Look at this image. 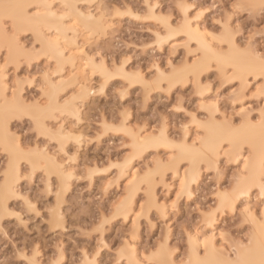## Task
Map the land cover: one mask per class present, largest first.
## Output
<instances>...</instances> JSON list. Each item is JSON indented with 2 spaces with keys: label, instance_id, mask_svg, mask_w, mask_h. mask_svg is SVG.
Instances as JSON below:
<instances>
[{
  "label": "snow or ice",
  "instance_id": "obj_1",
  "mask_svg": "<svg viewBox=\"0 0 264 264\" xmlns=\"http://www.w3.org/2000/svg\"><path fill=\"white\" fill-rule=\"evenodd\" d=\"M175 7L181 10L179 21L162 18L168 34L156 35L160 43L183 41L172 47L186 49L187 60L176 66L169 59L163 71L155 64L153 70L192 87L211 73L217 98L200 104L199 115L188 113L178 137L169 138L166 122L151 134L147 129L128 134L131 147L139 145L141 152L166 150L158 166L177 175L182 166V190L207 173L211 196L201 200L200 220L182 244L162 241L128 264H264V0H210L207 6L205 0H181ZM102 22L90 0H0V195L5 200L32 178L38 162L56 163L61 153L67 157L65 142L70 127L80 123L90 78L110 77L115 68L106 60L111 26L101 27ZM130 78L143 80L139 73ZM198 94L203 97L204 91Z\"/></svg>",
  "mask_w": 264,
  "mask_h": 264
},
{
  "label": "rangeland",
  "instance_id": "obj_2",
  "mask_svg": "<svg viewBox=\"0 0 264 264\" xmlns=\"http://www.w3.org/2000/svg\"><path fill=\"white\" fill-rule=\"evenodd\" d=\"M146 1L101 0L100 3L90 0L96 13L105 11L113 24L107 32L106 44L109 49L106 60L110 66L114 62L117 69L127 65L129 71L144 73L143 76L147 79L144 83L130 81L117 74L116 68L115 75L106 82L99 75L90 78L88 84L93 87V92L81 104L80 123L69 129L72 128V131H77L81 136L83 134L80 139L82 143L75 137L70 138L65 143L66 150H69L67 157L63 153L59 157L64 159L66 165L73 167L72 170L74 173L77 171V174L70 179L71 185L65 192L61 190L57 175L52 173L49 177L44 167L37 168L30 180L21 182L19 191L22 195L9 200L11 213L2 217L0 208V264H29L30 257L35 253L43 264H85L87 253L99 257L100 264H128V259L120 255H123L121 249L125 250L123 247L130 240L138 247V253L140 251L139 254L145 256L154 251L162 241H168L170 247L178 246V242L182 244L186 231H190V226L195 227L199 222V210L203 208L201 200L205 194L211 196L207 173L201 176L189 197L179 192V176L168 168L165 175L166 181H169H165L167 185L163 180L165 186L163 182H158L161 179H157L154 185L158 198L166 204L164 212L148 205L149 187L146 182H142L136 190L137 210H133L127 217L117 211L119 202L127 195L125 185L129 180L127 176H119L118 164L132 150L131 137L121 128L124 121L131 128L139 131L147 129L149 132L165 126L166 122L168 134L175 138L182 134L180 126L188 121V113L195 112L199 115L200 104L212 103L208 99L214 101L217 98L215 88L218 85L212 83L216 77L211 73H205L201 77V87H192L186 82L176 83L175 80L162 79L153 70L154 64L165 69L169 59L179 66L182 61L187 60V50L181 47L173 50V43L183 41H165L162 45L156 35L157 32L168 34L161 22L164 16L179 21L181 10L175 5L181 0H149V4L153 3L155 9L162 12V18L156 19L149 14ZM207 2L210 0H205L206 6ZM121 62L117 66L116 63ZM70 71L69 67L68 72ZM204 85H208L210 90H204ZM201 88L204 91L203 97L198 94ZM224 102L221 99V103ZM178 108L185 111H178ZM105 123L109 124L108 129L105 128ZM52 151L54 153L55 149ZM160 151L149 155L152 152L149 148L141 156L134 158L133 165L136 170H141V176L147 175L148 171L156 167L155 162L160 156L165 159L166 150ZM70 156L75 158L69 160ZM179 167L182 170V166ZM89 168L94 169L93 173ZM157 178H160L159 174ZM48 181L51 182L50 186ZM58 194L63 195L58 197ZM26 201L35 206L33 210L27 207ZM150 206L151 209L148 208ZM57 207L60 208V213L62 211L61 225L51 222L52 212L59 209ZM220 219L228 222L223 215Z\"/></svg>",
  "mask_w": 264,
  "mask_h": 264
},
{
  "label": "bare ground",
  "instance_id": "obj_3",
  "mask_svg": "<svg viewBox=\"0 0 264 264\" xmlns=\"http://www.w3.org/2000/svg\"><path fill=\"white\" fill-rule=\"evenodd\" d=\"M98 2H100L101 0H97ZM149 0H147L146 1V3L149 5V8H148V10H150V15L151 16H153V17H155V19L156 18H162L161 17V14H162V12H160L159 13V10L158 9H155V7L153 6V3L150 5L149 4V2H148ZM150 2H152V1H150ZM96 3V2H95ZM101 3V2H100ZM187 3V2H186ZM101 5V4H100ZM99 5V6H100ZM102 5H104V3H102ZM155 5H157V3L155 4ZM101 7V6H100ZM148 7V6H147ZM103 8V10H105L104 9V7H102ZM102 10V9H101ZM102 10V11H103ZM158 10V11H157ZM101 12V11H100ZM105 11H103L102 13H98V15H100V14H102V16H103V22H102V24H101V27H109L112 23H111V20L109 19V18H107V16L105 15V13H104ZM107 13V12H106ZM152 17V18H153ZM165 17V16H164ZM162 21V20H161ZM113 25V24H112ZM173 27H175L174 25H173ZM165 28H166V31H168V28L165 26ZM157 33H159V35L161 36V37H164L163 35L164 34H167V32L166 33H164L163 34V32H162V34L160 33V32H157ZM158 40V39H157ZM162 44V43H161ZM163 45V44H162ZM124 62V61H123ZM114 64H115V62H114ZM117 64V66H119V65H121L122 64V62L119 64V63H116ZM127 66V65H126ZM126 66L125 65H123V67H122V70H119L118 72H116L117 74H121V75H123L126 79H128V80H130V81H133V80H135V79H132V78H130V74H132V72L133 71H129V67H127L126 68ZM111 67V66H110ZM160 67V70L161 71H163L164 69H162V67L161 66H159ZM116 68V67H115ZM120 68V67H119ZM118 68V69H119ZM114 69V68H113ZM112 69V70H113ZM117 69V68H116ZM111 70V74H110V77H112L113 75H115V69L112 71ZM71 72V71H70ZM70 72H69V75H71L70 74ZM140 74V76L141 77H143V80H141L143 83L145 82V79H147V77H144L143 76V74H141V73H139ZM159 74V73H158ZM110 77H103L104 79H105V82L110 78ZM167 80H169V81H173V80H175L174 78H171V79H167ZM136 81V80H135ZM134 82V81H133ZM153 84V83H152ZM168 84H169V82H168ZM91 85V84H90ZM202 86V83H201V85H200V87ZM92 87V86H91ZM90 86H89V84H87V86H86V93H88L89 95H87V98L92 94V92H93V87L91 88ZM163 87V86H162ZM202 89V88H201ZM200 89V90H201ZM78 91H79V89H77ZM203 90V89H202ZM209 100V101H208ZM207 101L208 102H210V101H212L213 102V99L211 100V98H209ZM205 102V103H208V102ZM208 104H211V103H208ZM84 117V116H83ZM82 118V117H81ZM126 119V118H125ZM110 121V120H109ZM122 123H123V121H122ZM104 124V123H103ZM106 125H107V127H106ZM133 126V125H132ZM105 128H109V124L108 123H105ZM123 130H125L127 133H128V130H130V129H134L133 127L131 128L130 126H128V124L126 123V121H124V123H123V125H122V127H121ZM73 129L71 128V130H69V133H68V135L72 138V137H75L76 138V140H78L79 141V143L81 144L82 143V140H80V139H77V138H81L82 136H83V134H82V136L81 135H79L78 133H77V131H76V133H75V131H72ZM136 130V133H137V135L139 134V130H137V129H135ZM148 131V133L147 134H151V132L152 131H150L149 132V130H147ZM80 134H81V131L79 132ZM166 133L168 134V131H167V129H166ZM75 134H78V135H75ZM169 135V138H171L170 137V134H168ZM67 142H68V140H67ZM66 143V142H65ZM134 143V141H133V139L131 138V145ZM81 146V145H80ZM67 148H65L64 149V151L66 152L67 150H66ZM131 153H129L128 155H127V157L125 158V160H123L122 161V163H119L118 164V169H119V171H118V174H119V176H123V178L125 177V176H127V178H129V180H127L128 181V183H126L127 185H125V187H126V191H127V195H126V197H124L122 200H121V202H119V204H118V206H117V211L118 212H120L123 216H128L133 210H137V208L135 207V203H136V194H137V192H136V190H137V187L142 183V182H146L147 184H148V195H149V204L148 205H151V206H155V207H157V209H159V210H161V211H163L164 212V210H165V203L163 202V201H161V199L160 198H158V194L155 192V190H154V185H155V183H156V181H158L157 179H161V180H159L158 182H165L166 181V179H165V175H166V170L168 169V167H166V166H164V165H157V163H156V167L154 168V169H152V170H150V171H148L147 172V175H145V176H141L140 175V171L141 170H139L138 171V169L136 170L135 168V164H134V158L136 157V156H141L145 151H143V152H141L140 151V148H139V145L136 147V148H133V147H131ZM69 151V150H68ZM68 151L66 152V153H68ZM161 152V151H160ZM76 153H77V151H76ZM77 155L78 154H76L75 156L77 157ZM158 157V156H157ZM70 158H75L74 156L73 157H71L70 156ZM155 160H156V158H155ZM160 160H163V159H161V156L156 160V161H160ZM134 164V165H133ZM95 166H97V164L95 165ZM117 166V165H116ZM39 167H44L45 168V171H47V175H49V177L51 176V174L52 173H54V174H56L57 175V179H58V181H59V183H60V187H61V190H64V192L70 187V179L73 177V176H75V174H77L76 172L77 171H75V173H74V171L72 170L73 169V167H71V166H68V165H66V163L64 162V159L62 160V159H60L59 157H57L56 158V163H53V162H51V161H48V160H43V161H41V162H38V166H37V168H39ZM69 167H71V169L69 168ZM93 167V166H92ZM98 167V166H97ZM154 167V166H153ZM177 167H179V165L177 166ZM150 168H152V167H150ZM180 168V167H179ZM90 169V168H89ZM92 169V170H91ZM89 171L90 172H92L94 169L93 168H91ZM170 170V169H169ZM95 171H96V169H95ZM90 172H89V175H90ZM173 172H174V174L175 175H177L176 174V171H175V169H173ZM93 173V172H92ZM91 173V174H92ZM141 173H143V172H141ZM157 174H159V177L160 178H157ZM119 176H117V179L119 178L120 179V177ZM177 176H179V192L181 193V194H183V193H185V194H187V192H191V195L193 194V192H194V187H195V185L196 184H198L199 182H200V179H201V176L202 175H199L197 178H196V180H195V183H188L187 185H186V189L185 190H182L181 189V186H180V181L181 180H183L184 179V173H183V170H181L180 172H179V175H177ZM92 177V176H91ZM95 177V176H94ZM50 178H48V180H49ZM163 180V181H162ZM189 180H191V176L189 177ZM49 182V186L51 185V182L50 181H48ZM164 182H163V184H164ZM166 182H169L168 180L166 181ZM165 182V183H166ZM145 184V183H144ZM166 185H167V183H166ZM164 186H165V184H164ZM168 186H170V185H168ZM62 192V191H61ZM19 195H22L21 194V192L20 191H18L17 193H16V195L15 196H18L19 197ZM59 195V194H58ZM63 195V194H62ZM62 195L60 196H58V197H62ZM15 196H14V198H15ZM12 199V198H11ZM9 200L10 199H8V200H5L4 199V197H3V195H0V208H1V214H3L2 215V217L4 216V215H6V214H8V213H11L10 211V207H9ZM58 206H59V204H58ZM151 206L150 207H148V208H150L151 209ZM60 207V206H59ZM59 207H57V208H59ZM136 208V209H135ZM140 209H141V207H140ZM60 211V208L59 209H56V210H54L53 212H52V214L53 215H51V216H53V219L51 218V222H54L55 221V223H52V224H58L59 223V225H61L60 223H62V219H63V216L61 215L62 214V211H61V213L59 212ZM146 212V211H145ZM166 214V213H165ZM62 216V217H61ZM139 216V215H138ZM137 217V216H136ZM62 220V221H61ZM135 220H136V218H135ZM0 225H1V223H0ZM168 240V239H167ZM129 241V240H128ZM167 242V244L169 245V243H168V241H166ZM126 244V243H125ZM136 245H135V243L133 242L132 243V241L130 240V242H128V244H126V245H124V247L123 248H125V250H123L122 251V249H121V251H122V253H123V255H126V256H123V255H120L121 257H126V259H128V260H132V259H137V258H142L143 256H141L139 253H140V251H139V253H138V251H137V248L138 247H135ZM170 246V245H169ZM127 247V248H126ZM134 250V251H133ZM87 253V252H86ZM86 253H85V255H86ZM97 253H98V251H97ZM101 253V252H100ZM35 255H37L36 253L34 254V256H32V257H30L31 259H29V261H31L32 259H35L37 262H38V264H43V263H41L40 261H39V259L37 258L38 256H35ZM91 255V254H90ZM90 255H88V253H87V255H86V257H85V260L87 261V263H86V261H85V264H88V262H91V261H95L96 262V264H100V262H99V257L97 258L95 255H91V256H93V257H91ZM99 255V254H98ZM141 256V257H140ZM128 260H127V262H128ZM57 264V263H56Z\"/></svg>",
  "mask_w": 264,
  "mask_h": 264
}]
</instances>
